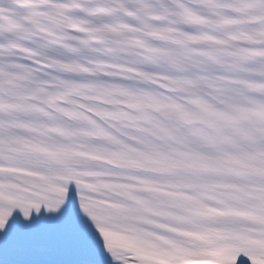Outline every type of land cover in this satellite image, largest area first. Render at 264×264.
Instances as JSON below:
<instances>
[{
  "label": "snow or ice",
  "instance_id": "1",
  "mask_svg": "<svg viewBox=\"0 0 264 264\" xmlns=\"http://www.w3.org/2000/svg\"><path fill=\"white\" fill-rule=\"evenodd\" d=\"M0 264H264V0H0Z\"/></svg>",
  "mask_w": 264,
  "mask_h": 264
}]
</instances>
